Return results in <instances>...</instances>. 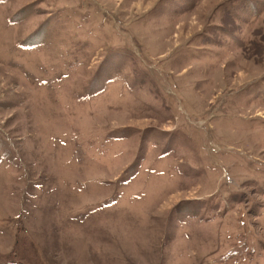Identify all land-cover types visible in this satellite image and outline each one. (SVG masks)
<instances>
[{
  "label": "rangeland",
  "instance_id": "obj_1",
  "mask_svg": "<svg viewBox=\"0 0 264 264\" xmlns=\"http://www.w3.org/2000/svg\"><path fill=\"white\" fill-rule=\"evenodd\" d=\"M0 264H264V0H0Z\"/></svg>",
  "mask_w": 264,
  "mask_h": 264
}]
</instances>
